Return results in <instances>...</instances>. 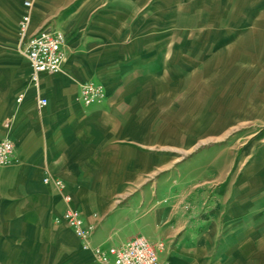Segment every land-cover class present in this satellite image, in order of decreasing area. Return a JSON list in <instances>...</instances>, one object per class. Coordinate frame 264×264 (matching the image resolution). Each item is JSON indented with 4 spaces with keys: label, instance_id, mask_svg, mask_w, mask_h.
Returning <instances> with one entry per match:
<instances>
[{
    "label": "crops",
    "instance_id": "crops-1",
    "mask_svg": "<svg viewBox=\"0 0 264 264\" xmlns=\"http://www.w3.org/2000/svg\"><path fill=\"white\" fill-rule=\"evenodd\" d=\"M43 28L64 34L65 61L34 84L23 51ZM232 38L258 100L264 0H0V140L14 144L0 165V264H100L62 221L68 207L95 225L91 245L141 235L163 242L157 264H264L261 224L254 245L244 229L199 233L174 190L183 126L215 108L216 55ZM86 82L104 86L101 103L79 101Z\"/></svg>",
    "mask_w": 264,
    "mask_h": 264
},
{
    "label": "rangeland",
    "instance_id": "rangeland-1",
    "mask_svg": "<svg viewBox=\"0 0 264 264\" xmlns=\"http://www.w3.org/2000/svg\"><path fill=\"white\" fill-rule=\"evenodd\" d=\"M230 41L216 55L223 75L215 77V108L199 109L196 124L183 126L174 190L182 192L183 209L195 212L199 233L244 229L246 244L254 245V226L264 229V69L258 100H246L256 95L255 67H244L237 39ZM166 154L167 161L174 157Z\"/></svg>",
    "mask_w": 264,
    "mask_h": 264
},
{
    "label": "built area",
    "instance_id": "built-area-1",
    "mask_svg": "<svg viewBox=\"0 0 264 264\" xmlns=\"http://www.w3.org/2000/svg\"><path fill=\"white\" fill-rule=\"evenodd\" d=\"M24 4L29 7L30 2ZM30 20L26 12L19 22V33L25 35ZM65 36L59 30L47 28L40 29L27 37L24 55L27 58L30 68V81L37 84L39 74L57 73L61 70L65 61ZM23 94H20L17 101H20ZM106 97L105 88L100 83L86 82L81 84L78 99L85 105L99 104ZM47 103L45 98L38 99V107ZM14 144L9 138L0 140V165L4 166L11 162ZM49 178H45L47 182ZM55 185L63 187L60 181ZM70 201L69 195L65 196ZM62 221L73 231L80 240L81 247L91 252L96 262L100 264H157L158 252L163 249V242L152 244L147 238L141 235L134 236L120 245H91L90 239L94 233L95 225L84 221L80 212L74 207H68L62 215ZM164 264H168L167 262Z\"/></svg>",
    "mask_w": 264,
    "mask_h": 264
}]
</instances>
